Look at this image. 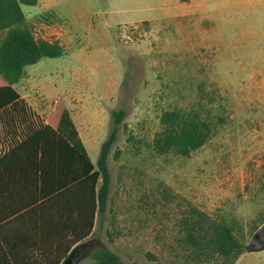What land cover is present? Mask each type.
Wrapping results in <instances>:
<instances>
[{"label": "rangeland", "instance_id": "374dc122", "mask_svg": "<svg viewBox=\"0 0 264 264\" xmlns=\"http://www.w3.org/2000/svg\"><path fill=\"white\" fill-rule=\"evenodd\" d=\"M59 57L26 66L22 91L46 115L62 103L95 164L107 157L108 211L74 264L100 244L128 264H227L185 240L189 207L229 225L246 245L264 223V0H37L21 5ZM211 124L188 156L158 154L165 110ZM233 264H264V249Z\"/></svg>", "mask_w": 264, "mask_h": 264}, {"label": "trees", "instance_id": "16d2710c", "mask_svg": "<svg viewBox=\"0 0 264 264\" xmlns=\"http://www.w3.org/2000/svg\"><path fill=\"white\" fill-rule=\"evenodd\" d=\"M37 0H0V264H61L70 251L95 234L108 211L107 157L123 110L112 112V127L94 164L69 111L60 103L48 122L20 96L15 85L26 66L59 57L56 40L35 36L21 5ZM152 140L158 154L188 156L210 137L211 124L198 113L165 110ZM182 223L197 254L227 264L245 251L229 225L189 207ZM94 264H128L103 244Z\"/></svg>", "mask_w": 264, "mask_h": 264}, {"label": "water", "instance_id": "95a60500", "mask_svg": "<svg viewBox=\"0 0 264 264\" xmlns=\"http://www.w3.org/2000/svg\"><path fill=\"white\" fill-rule=\"evenodd\" d=\"M79 246L74 247L66 256V258H64L61 264H74L76 259H72V255ZM262 249H264V223L259 228H257L248 243L245 245V250L247 252L259 251Z\"/></svg>", "mask_w": 264, "mask_h": 264}, {"label": "crops", "instance_id": "0c3cea01", "mask_svg": "<svg viewBox=\"0 0 264 264\" xmlns=\"http://www.w3.org/2000/svg\"><path fill=\"white\" fill-rule=\"evenodd\" d=\"M22 9V8H21ZM26 16V15H25ZM26 20H27V18H26ZM24 75H25V73H24ZM24 75H23V77L20 79V81L15 85V87H16V89H17V91L20 93V96L21 97H23L32 107H33V109L45 120V122H48V117H49V114H50V112H52L53 110H54V108H52L51 110H48V112H47V114L46 115H43L40 111L38 112L37 111V107H36V105H39V103H33V104H31L29 101H28V99H29V97H30V95H29V93H27L25 90L24 91H22V90H20V88H19V83L21 82V81H23V79H24ZM83 142V141H82ZM85 242H87V241H85ZM85 242H82V243H80V244H78V245H76V246H79V245H83V244H85ZM75 246V247H76ZM80 247V246H79ZM78 247V248H79Z\"/></svg>", "mask_w": 264, "mask_h": 264}, {"label": "flooded vegetation", "instance_id": "af4514ba", "mask_svg": "<svg viewBox=\"0 0 264 264\" xmlns=\"http://www.w3.org/2000/svg\"><path fill=\"white\" fill-rule=\"evenodd\" d=\"M90 242H85V244H83L82 246H80L79 248H77L75 250V252L72 255V259H76V256H78L81 252H83L89 245Z\"/></svg>", "mask_w": 264, "mask_h": 264}, {"label": "built area", "instance_id": "2783aa9c", "mask_svg": "<svg viewBox=\"0 0 264 264\" xmlns=\"http://www.w3.org/2000/svg\"><path fill=\"white\" fill-rule=\"evenodd\" d=\"M35 34V36H37V37H41V38H44V39H46L45 37H43V36H40L39 34H37V33H34Z\"/></svg>", "mask_w": 264, "mask_h": 264}]
</instances>
